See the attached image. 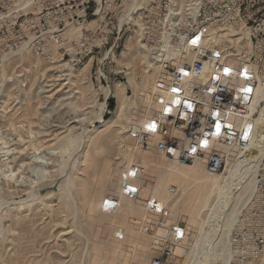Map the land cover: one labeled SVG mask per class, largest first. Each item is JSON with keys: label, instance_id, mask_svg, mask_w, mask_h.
Wrapping results in <instances>:
<instances>
[{"label": "rangeland", "instance_id": "obj_1", "mask_svg": "<svg viewBox=\"0 0 264 264\" xmlns=\"http://www.w3.org/2000/svg\"><path fill=\"white\" fill-rule=\"evenodd\" d=\"M148 1L0 0V264H151L157 254L150 232L156 217L125 221V228L129 224L141 240L149 239V251L139 261V245L124 227L95 221L78 195L87 159L103 154L104 138L114 150L103 158L112 182L130 154L147 146L131 129L135 119L156 111L151 108L157 98L150 92L153 83L144 76L158 72V66L165 71L154 50H163L168 22L176 27L192 22L185 12L143 11ZM246 1L248 10L197 15L215 25L210 39L233 56L235 65L250 57L257 68L254 79L264 89V0ZM176 55L167 54L165 61L175 63ZM116 88L127 104L119 118ZM147 185L143 178V188ZM167 186L176 190H168L174 201L180 189L175 183ZM217 192L200 213L204 226L199 230L187 228L175 204L166 209L169 222L188 229L173 264H264V204L257 187L238 205L246 201V215L235 222L228 255L226 240L203 241L205 215ZM95 245L108 248L96 262Z\"/></svg>", "mask_w": 264, "mask_h": 264}, {"label": "built area", "instance_id": "obj_2", "mask_svg": "<svg viewBox=\"0 0 264 264\" xmlns=\"http://www.w3.org/2000/svg\"><path fill=\"white\" fill-rule=\"evenodd\" d=\"M250 7L246 0L148 1L143 11L185 12L191 14L192 22L182 26L179 24L180 29L169 21L163 50H154V53L159 51L156 58L165 62L166 74L160 88L164 100L151 115L140 136L146 143L149 142V150L168 160L183 164L203 160L209 175L223 174L226 168L231 167L244 176L248 174L252 187H257L263 196L261 201L264 204V149L255 155L252 148L257 126L253 111L257 85L254 73L257 68L250 62V57L244 58L240 65H231L229 60H233V56L210 40V35H216L212 32L215 25L206 19L202 21L197 15L216 10L239 12ZM234 26L232 24V28ZM174 52L177 62L165 61L166 55ZM217 124L220 125L219 132ZM132 167L131 170L121 171L120 194L110 197V201L104 200L102 211L114 212L120 207L121 200L139 198L144 168L141 165ZM231 186L236 193L238 185L235 181ZM168 190L176 193L174 186ZM245 202L236 207L233 218L225 228L227 255L235 222L246 215V211L242 210L247 205ZM156 204V200L143 201L146 214L157 218L153 220L154 228L150 231L157 252L151 258V264H173L178 258L176 250L185 245L188 229L180 223L169 222L166 209ZM221 220L222 215L214 221L217 228L211 231L213 237L223 232L219 228Z\"/></svg>", "mask_w": 264, "mask_h": 264}, {"label": "bare ground", "instance_id": "obj_3", "mask_svg": "<svg viewBox=\"0 0 264 264\" xmlns=\"http://www.w3.org/2000/svg\"><path fill=\"white\" fill-rule=\"evenodd\" d=\"M237 40L238 38L232 40L229 44H233L232 42ZM233 48H236V46ZM240 49H243V51L244 50L248 51V49L246 50L245 47L243 48L240 47ZM245 53L246 52H244V54ZM171 57L173 58L172 55ZM230 64L235 65L234 60H230ZM158 68L160 69L158 72H154L148 75L145 74L144 76V79L146 81H150L153 83L151 84L150 92H153L154 95L157 97L156 101L153 104H151V108L153 110L154 109L158 110L164 100V96L161 93L160 88L162 86L161 84L163 82L165 71H163L160 66H158ZM260 86L261 83L258 81V85L256 87V91L254 93L255 95L253 98V106L255 107L254 103L256 102L258 104V109H257L258 115L256 117L257 122L255 121L256 125L257 124L258 125L256 126L254 137L252 140V148L255 150V155L264 149V134L259 132L260 130L258 127L260 125L261 128L264 129V89H260L259 88ZM126 105L127 104H126L125 96L123 95V90L120 88H116L115 115L117 118H119L120 116L123 117L124 109ZM254 107H253V111H254ZM150 117L151 115H147L143 119L141 118L135 120L133 119L134 121L131 127L133 132H141L144 126L147 124ZM146 145L147 146L144 147L141 151H138L134 154H130V158L128 161L129 163L124 168V170H131V168H133L132 166L136 164H140L141 167L144 168L142 181L143 178L146 179L148 181V185L144 188L142 186L139 196L140 197L142 195L146 197L148 196L149 198L147 199H149L150 201L156 200L157 201L156 205L159 208L163 206L165 209H167L168 207H171L175 204L177 206L178 212H181L182 215L187 218L186 220L188 221L187 228L194 226L196 229L199 230L204 226L203 222L199 219L200 213L207 206L211 196L218 191L214 200L211 203L209 211L205 215V231L202 236H203V241L205 243L208 242L211 244L218 242L219 244L220 241L221 243L224 242L226 238L225 228L233 218V214L235 213L236 207L242 201L243 196L247 195L250 192V190H252V183L248 174L247 176H244V174H242L241 172H236L235 167L234 168L231 167V168H226L223 174L209 175L206 172L205 168L203 169L204 163L203 160L201 159L195 160L193 164L190 167H188L183 164H177L173 161L165 160L163 159L162 156L156 153H154L155 155H152V153L150 154V152H147L149 149L148 147L149 142H147ZM100 148L103 149L104 155L102 154L100 156L97 154L93 155V153L91 154L90 158L87 159L90 161V165L87 167L86 170L87 175L84 180L80 181L79 184L80 190L78 192V195H80L84 199L83 202L85 204V208H87L88 210V215L92 217L95 221L102 223L104 221L109 220L110 224L117 223L118 224L117 226H119L120 224L123 227L126 226L125 221L132 218H136L138 219V221H142L146 216L145 215L146 212L142 203L144 200L140 201L139 199L136 200L123 199L121 200L120 207L116 211L114 212L102 211L101 208L104 200L107 199V201H110V197H115L120 194L119 177H118L120 173L118 172L113 173L112 177L115 178L113 182L111 181L112 178L109 179L110 169H107L106 167L107 165L103 161V158L109 155L110 153H112L113 149L111 145L108 143V140H106L105 138L100 142ZM228 151L232 152V150H228ZM171 162L175 164H172ZM248 168L249 167H247V171ZM97 175H98L97 182L94 184L95 186L93 185L94 188L91 191L90 187L92 188L91 186L92 179ZM234 181L236 185H238V191L236 193L233 192L235 190L231 189L232 187L231 184L234 183ZM168 183H175V185H177V187L180 189V194L178 195V197L175 198L174 201L172 199L170 200V196H169L170 194L168 193V186H167ZM216 203H218V205H216ZM94 214L97 215L94 216ZM221 215H222V220L220 222L221 225H219V228L221 227L222 229L221 231L223 232L220 235H216L215 237H213L211 231L214 229V227L217 228V224L214 221L215 219L216 220L219 219ZM129 226L130 225L128 224V227ZM128 227L127 228L124 227L122 229L125 232H127V235L129 234L130 241H134L136 243V246L139 245L138 246L139 252L137 259L139 258L138 260L141 261L142 259H144L142 257L145 254H147V252L149 251L147 244L149 239L144 238L145 240H141L140 239L141 236L139 237V235L134 232L135 229L134 230L131 229V226L130 228ZM98 241L97 244L99 243ZM218 247L220 248L222 246H218ZM106 248L101 246L97 247V245L94 246L93 253H94L95 262L100 259L101 253L103 254ZM110 252L109 254L112 256L113 254H111ZM176 252L178 254L179 249L176 250ZM139 261L137 262L140 263ZM222 262H220V264L225 263Z\"/></svg>", "mask_w": 264, "mask_h": 264}, {"label": "snow or ice", "instance_id": "obj_4", "mask_svg": "<svg viewBox=\"0 0 264 264\" xmlns=\"http://www.w3.org/2000/svg\"><path fill=\"white\" fill-rule=\"evenodd\" d=\"M195 42H196V41L194 40L193 43H195ZM227 71H228V70L225 69V72H226V73H227ZM174 91H176V90L174 89ZM248 91H251V90L249 89ZM152 128H153V129L155 128V125H154V124L152 125ZM216 129H217V132L220 131V125H219V124H217Z\"/></svg>", "mask_w": 264, "mask_h": 264}, {"label": "trees", "instance_id": "obj_5", "mask_svg": "<svg viewBox=\"0 0 264 264\" xmlns=\"http://www.w3.org/2000/svg\"><path fill=\"white\" fill-rule=\"evenodd\" d=\"M109 107L112 108V104H109Z\"/></svg>", "mask_w": 264, "mask_h": 264}, {"label": "clouds", "instance_id": "obj_6", "mask_svg": "<svg viewBox=\"0 0 264 264\" xmlns=\"http://www.w3.org/2000/svg\"><path fill=\"white\" fill-rule=\"evenodd\" d=\"M177 103H179V101H177Z\"/></svg>", "mask_w": 264, "mask_h": 264}]
</instances>
